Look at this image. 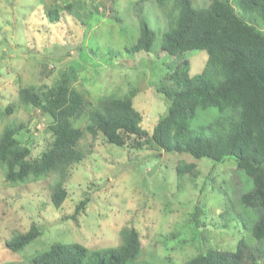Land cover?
Instances as JSON below:
<instances>
[{
    "label": "rangeland",
    "instance_id": "rangeland-1",
    "mask_svg": "<svg viewBox=\"0 0 264 264\" xmlns=\"http://www.w3.org/2000/svg\"><path fill=\"white\" fill-rule=\"evenodd\" d=\"M208 3L193 0L199 8ZM50 9H58L57 20L48 16ZM138 17L155 34L149 53L127 51L139 36ZM165 29L155 0H0V133L10 123L21 124L19 139L30 144V159L41 155L52 140L48 124L38 111L19 105L18 91L51 87L70 66L69 87L83 95L86 113L101 99L135 92L133 107L151 133L168 104L155 89L177 60L159 48ZM180 59L189 61L193 77L202 72L206 53L192 51ZM5 108L12 112L6 115ZM215 114L209 108L191 125L207 123ZM79 148L84 159L72 167L59 210L50 200L54 175L11 186L0 168V264H31L54 243L76 242L91 251L118 248L126 227L140 239L133 264H184L210 248L232 253L238 242L255 246L248 232L251 213L238 201L251 180L233 161L214 167L185 153L118 149L101 135L84 136ZM182 163L195 164L193 174L177 175ZM84 194H89L86 209L70 219ZM196 203L202 211L199 229L189 220ZM32 223L42 229L37 239L16 252L5 247ZM203 230L208 240L199 234Z\"/></svg>",
    "mask_w": 264,
    "mask_h": 264
},
{
    "label": "trees",
    "instance_id": "trees-1",
    "mask_svg": "<svg viewBox=\"0 0 264 264\" xmlns=\"http://www.w3.org/2000/svg\"><path fill=\"white\" fill-rule=\"evenodd\" d=\"M155 2L166 19L159 48L177 60L155 89L168 104L152 132L142 127L143 118L133 107L135 92L101 99L99 107L86 113L83 95L69 87V74L74 72L67 67L51 87L28 86L18 91L19 105L30 106L46 119L52 140L41 155L30 159V144L19 139L24 127L15 123L4 126L0 133L4 182L24 185L54 175L50 200L59 210L68 196L66 185L72 167L84 159L79 144L87 135H101L118 149L185 153L195 160L206 159L214 167L231 160L251 180V189L238 201L251 213L248 232L255 246L251 249L238 242L232 253L210 248L184 264H264V0H209L202 8L195 7L193 0ZM138 11L141 13V9ZM47 14L52 20L59 17L58 9H50ZM138 24V39L127 51L149 53L155 34L143 17H138ZM192 51L206 53L202 72L193 77L189 75V61L180 59ZM209 108L216 110L215 117L191 125ZM11 112L5 108L6 115ZM195 169V164L182 163L175 172L181 176L193 174ZM88 196L84 194L76 203L70 219H77L86 209ZM201 214L196 203L189 218L195 229L202 224ZM41 232L32 223L5 247L19 251ZM199 234L209 239L204 230ZM120 235L121 246L98 251L76 242L54 243L35 255L31 264H133L140 253L139 235L129 227Z\"/></svg>",
    "mask_w": 264,
    "mask_h": 264
}]
</instances>
